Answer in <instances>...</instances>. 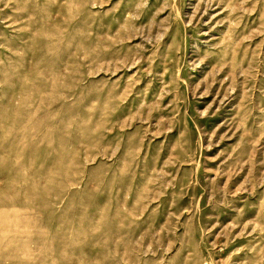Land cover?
Here are the masks:
<instances>
[{
  "label": "rangeland",
  "instance_id": "374dc122",
  "mask_svg": "<svg viewBox=\"0 0 264 264\" xmlns=\"http://www.w3.org/2000/svg\"><path fill=\"white\" fill-rule=\"evenodd\" d=\"M0 264H264V0H0Z\"/></svg>",
  "mask_w": 264,
  "mask_h": 264
},
{
  "label": "bare ground",
  "instance_id": "6f19581e",
  "mask_svg": "<svg viewBox=\"0 0 264 264\" xmlns=\"http://www.w3.org/2000/svg\"><path fill=\"white\" fill-rule=\"evenodd\" d=\"M133 65H135V64L133 63ZM133 69H134V68H133ZM133 69H132V70H133Z\"/></svg>",
  "mask_w": 264,
  "mask_h": 264
}]
</instances>
